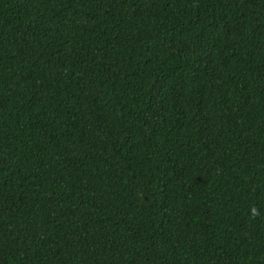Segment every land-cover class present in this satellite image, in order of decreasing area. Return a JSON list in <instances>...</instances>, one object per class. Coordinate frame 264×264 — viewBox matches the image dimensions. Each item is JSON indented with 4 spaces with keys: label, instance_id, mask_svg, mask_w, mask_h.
Wrapping results in <instances>:
<instances>
[{
    "label": "trees",
    "instance_id": "1",
    "mask_svg": "<svg viewBox=\"0 0 264 264\" xmlns=\"http://www.w3.org/2000/svg\"><path fill=\"white\" fill-rule=\"evenodd\" d=\"M0 264H264V0H0Z\"/></svg>",
    "mask_w": 264,
    "mask_h": 264
},
{
    "label": "clouds",
    "instance_id": "2",
    "mask_svg": "<svg viewBox=\"0 0 264 264\" xmlns=\"http://www.w3.org/2000/svg\"><path fill=\"white\" fill-rule=\"evenodd\" d=\"M252 213H253V215H255L256 214V210L252 209Z\"/></svg>",
    "mask_w": 264,
    "mask_h": 264
}]
</instances>
